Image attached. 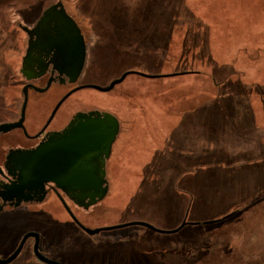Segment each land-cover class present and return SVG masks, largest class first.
<instances>
[{"label": "rangeland", "instance_id": "rangeland-1", "mask_svg": "<svg viewBox=\"0 0 264 264\" xmlns=\"http://www.w3.org/2000/svg\"><path fill=\"white\" fill-rule=\"evenodd\" d=\"M47 1L0 0L1 71L20 43L10 19L27 22ZM64 2L88 35L97 81L128 70L205 73L212 55L234 87L215 86L210 73H133L110 90H84L94 104L106 99L121 129L109 192L79 213L101 230L64 217L43 233L44 253L63 264H264V0H182L180 22L161 14L178 0Z\"/></svg>", "mask_w": 264, "mask_h": 264}, {"label": "flooded vegetation", "instance_id": "flooded-vegetation-1", "mask_svg": "<svg viewBox=\"0 0 264 264\" xmlns=\"http://www.w3.org/2000/svg\"><path fill=\"white\" fill-rule=\"evenodd\" d=\"M55 4L61 5L79 28L84 55L76 48L79 41L75 30L55 13L46 15V9ZM10 20L20 32V43L10 68L0 69V260L7 259L28 232L38 234V251L50 258L43 251L48 241L43 236L47 228L61 226L67 217L83 229L80 211L89 210L109 192L113 179L108 161L114 142L105 161L104 174L94 171L101 189L106 187L101 199L95 189L43 180L40 173L29 168L38 166L30 160L40 146L57 141L80 123L99 118L92 111H99L101 118H105V113L110 111L100 104L106 99L94 104L82 92L106 91L109 83L93 78L88 35L79 16L68 10L64 0H48L27 22ZM120 130L119 123L117 136ZM103 158L102 154L93 157L90 166H100ZM16 229L19 233L14 243L5 247L10 231ZM35 240V236H28L18 254L6 264L42 262L34 254Z\"/></svg>", "mask_w": 264, "mask_h": 264}, {"label": "water", "instance_id": "water-1", "mask_svg": "<svg viewBox=\"0 0 264 264\" xmlns=\"http://www.w3.org/2000/svg\"><path fill=\"white\" fill-rule=\"evenodd\" d=\"M45 13L47 16L51 13H55L57 16H60L69 27L75 30L79 41L76 48H80L84 55L85 48L82 34L75 22L63 10L62 6L59 4L51 5L46 9ZM133 73L146 77L159 78L178 75L182 72L148 75L128 70L123 72L119 78L111 81L104 90L112 89L115 84L122 82L127 75ZM91 113L97 114L99 118H91L89 121L80 123L57 141L40 146L30 160L31 164H36L38 166H29V168L32 172L40 173L43 180H51L60 185H70L80 189H95L99 191L97 193L98 199H101L106 193V187L101 189V185L99 184L100 181L94 171L96 170L104 174L105 161L110 156L112 143L119 132V121L117 117L110 112L105 113V118H101L102 113L99 111H92ZM99 154L104 156L102 164L100 166H90L91 159ZM128 224L130 223L118 226H126ZM142 225L150 227L145 223H142ZM83 229L89 233L101 230V228L88 229L85 227H83ZM30 235L36 238L34 254L39 260L46 264H63L39 253L37 244L38 234L34 232L26 233L17 249L7 259L0 260V264H6L12 260L20 251L24 240Z\"/></svg>", "mask_w": 264, "mask_h": 264}, {"label": "trees", "instance_id": "trees-1", "mask_svg": "<svg viewBox=\"0 0 264 264\" xmlns=\"http://www.w3.org/2000/svg\"><path fill=\"white\" fill-rule=\"evenodd\" d=\"M171 1H174V0H171ZM179 1L182 2V0H178L177 3L173 4V7H172L173 10L169 9L168 7L163 8V11H161V14H163L164 19H168L169 21H173V22H176V21L180 22L181 21L179 18H180V16H183L185 13H184L183 9L180 11L178 10L177 6H178ZM172 11H173V13H172ZM191 19H193V18H191ZM193 20H195V19H193ZM193 35L196 36V38H197V31L194 32ZM185 47H186V51H185V53H186L189 50V47L188 46H185ZM197 59L201 60V63H202L201 65L205 64L204 59H202V58H197ZM217 59L218 58H215V56H212V55L210 56V59L208 60L209 65L206 66L205 70H204L205 73L203 72L202 69L201 70L193 69V70H189L187 72H182L181 74H178V75L167 76V77H169L171 79H174L175 77H183L184 78V77H191V76H199V77L208 78V75L210 73L211 76H209V77L211 78V81L213 82V84H215V86H217V87L221 86V88L224 87L225 90H227L228 92H232V87H234V86L232 84L231 76L228 75L229 72H227L224 77H219L216 73L215 67H217V65L219 64V61ZM171 72H175V71H171ZM171 72H169V73H171ZM156 78H158V77H156ZM161 78H164V77H161ZM200 84H202V82ZM202 85L204 86V84H202ZM226 85H228V86H226ZM223 92H221V93H223ZM221 93H219L216 96V99L219 97V95ZM177 105L179 106L180 104H177ZM180 106L184 107V105H180Z\"/></svg>", "mask_w": 264, "mask_h": 264}]
</instances>
